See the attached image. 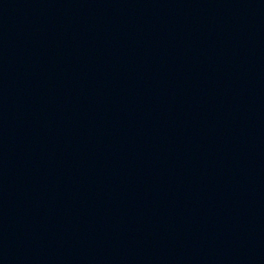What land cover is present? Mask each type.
Instances as JSON below:
<instances>
[{
	"label": "water",
	"instance_id": "95a60500",
	"mask_svg": "<svg viewBox=\"0 0 264 264\" xmlns=\"http://www.w3.org/2000/svg\"><path fill=\"white\" fill-rule=\"evenodd\" d=\"M0 264H264V0H0Z\"/></svg>",
	"mask_w": 264,
	"mask_h": 264
}]
</instances>
